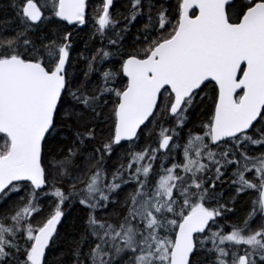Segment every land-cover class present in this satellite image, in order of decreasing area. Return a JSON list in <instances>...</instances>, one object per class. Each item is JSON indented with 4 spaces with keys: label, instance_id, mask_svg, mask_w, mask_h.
<instances>
[{
    "label": "snow or ice",
    "instance_id": "6c2138e0",
    "mask_svg": "<svg viewBox=\"0 0 264 264\" xmlns=\"http://www.w3.org/2000/svg\"><path fill=\"white\" fill-rule=\"evenodd\" d=\"M165 3L129 0L121 25L102 0V46L81 54L83 69L68 26L88 23V0L12 4L19 28L0 33V199L26 196L0 212V264H56L47 256L72 201L87 213L73 264H264V0ZM140 18L128 50L121 33ZM142 137L154 139L139 148ZM229 169L235 196L255 198L225 232L218 218L233 209L216 189ZM45 188L55 207L34 224ZM110 205L123 209L115 222L98 218Z\"/></svg>",
    "mask_w": 264,
    "mask_h": 264
},
{
    "label": "trees",
    "instance_id": "16d2710c",
    "mask_svg": "<svg viewBox=\"0 0 264 264\" xmlns=\"http://www.w3.org/2000/svg\"><path fill=\"white\" fill-rule=\"evenodd\" d=\"M14 2L18 3V0H0V33L8 36L9 38L12 35L13 29H18L20 25V20L16 15V9L12 7ZM129 0H114V6L110 11L113 14V18L115 20L120 21L121 25L124 23V16L128 14V10L126 5H128ZM170 3L174 7L176 0H170ZM102 5L101 0H88V23L83 27H78L73 29L72 26H68L70 30L74 31V42L71 50V57L73 65L77 66L80 69H83V63L77 64V61L80 59L81 54L88 55L95 51V49L100 48L102 46L101 39L99 36H94L95 25L92 20V16L94 15V9L99 8ZM167 6V0L165 3ZM146 23V18H140L137 22H134L133 25L130 26L129 33H121L124 37V44L126 49L131 50V45L135 42L136 35L143 29V25ZM7 30V31H5ZM107 36H111V31L107 33ZM108 41L107 38L103 40V45L107 46ZM95 79V78H94ZM210 104V101L205 105L197 108L193 114L190 116V122L180 133L179 142H183L186 139L187 133L189 129H197L200 122L206 120V111L207 107ZM165 126H169L165 121ZM158 130V129H157ZM99 139V138H98ZM154 139V137L141 138L138 143V147H145L148 143H150ZM93 146L98 145H90L89 150ZM128 147V145H126ZM155 146V145H153ZM125 150L123 148L117 149V153L112 159L109 161V164L115 166L117 163V157L122 156ZM250 154H257L256 146H252ZM166 166H170L172 162L179 163L182 159V155H177L175 161H170L167 158H163ZM160 161L156 162L155 169L159 170ZM230 173L231 169L225 173L223 177V183L217 182V194L220 196L221 202L226 203L229 208H232L233 211L225 212L223 217L218 218V221L221 225L224 226L225 232L230 231L229 225L231 224H241L243 219L245 218L247 212L250 210L251 200L255 198V193L249 191L247 194H241L239 197L235 196L234 188L230 185ZM67 187V186H65ZM131 188H125L124 192L130 191ZM123 195V193H122ZM12 199V197H10ZM39 207L42 211L34 217V224L38 221L45 219L50 212L55 207V198L50 195V198L47 199L43 195L39 196ZM235 199V204L231 203V200ZM21 199L16 201H11L4 212H6L9 208L19 204ZM215 206V205H213ZM63 211L65 213L64 217H62V221L59 224L58 232L59 236L56 240V244L48 253V260L56 261V264H73L74 256H73V241L78 240L83 231V221L86 217V210L83 209L76 201L66 202L63 206ZM116 212H121V208L119 205L109 206L107 209V214L100 213L98 214V218L109 219L111 222H115L117 217L115 215ZM41 214L43 216H41ZM211 259V258H209Z\"/></svg>",
    "mask_w": 264,
    "mask_h": 264
},
{
    "label": "flooded vegetation",
    "instance_id": "af4514ba",
    "mask_svg": "<svg viewBox=\"0 0 264 264\" xmlns=\"http://www.w3.org/2000/svg\"><path fill=\"white\" fill-rule=\"evenodd\" d=\"M80 27H83V26H80ZM94 79V78H93ZM125 143V146H124V148H123V151L127 148V142H124ZM142 148H143V146H142ZM50 192H51V189H49V188H45L44 190H43V192L40 194V195H43L44 197H46L47 199H49L50 198ZM44 193H49V195H44ZM24 196H26V193H24V192H21V193H13L10 197H12V199L11 198H9L6 202L3 200V199H0V212H4V209L6 208V206L11 202V201H16V200H18V199H21L22 197H24ZM249 209H250V207H249ZM123 212V209H121V212L120 213H122ZM41 216H43L42 214H41ZM33 221H34V219H33ZM34 223V222H33Z\"/></svg>",
    "mask_w": 264,
    "mask_h": 264
},
{
    "label": "water",
    "instance_id": "95a60500",
    "mask_svg": "<svg viewBox=\"0 0 264 264\" xmlns=\"http://www.w3.org/2000/svg\"><path fill=\"white\" fill-rule=\"evenodd\" d=\"M57 227H59V225Z\"/></svg>",
    "mask_w": 264,
    "mask_h": 264
}]
</instances>
